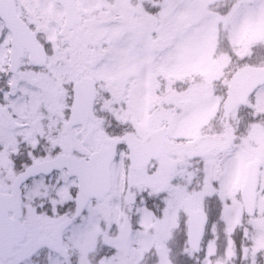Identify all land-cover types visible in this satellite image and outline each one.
<instances>
[{
    "label": "snow or ice",
    "instance_id": "6c2138e0",
    "mask_svg": "<svg viewBox=\"0 0 264 264\" xmlns=\"http://www.w3.org/2000/svg\"><path fill=\"white\" fill-rule=\"evenodd\" d=\"M0 264H264V0H0Z\"/></svg>",
    "mask_w": 264,
    "mask_h": 264
}]
</instances>
